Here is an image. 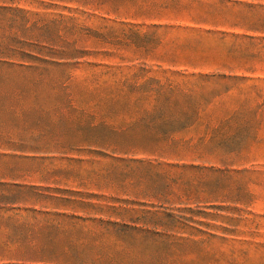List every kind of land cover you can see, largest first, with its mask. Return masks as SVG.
I'll return each instance as SVG.
<instances>
[{
  "label": "rangeland",
  "instance_id": "obj_1",
  "mask_svg": "<svg viewBox=\"0 0 264 264\" xmlns=\"http://www.w3.org/2000/svg\"><path fill=\"white\" fill-rule=\"evenodd\" d=\"M0 264H264V0H0Z\"/></svg>",
  "mask_w": 264,
  "mask_h": 264
}]
</instances>
